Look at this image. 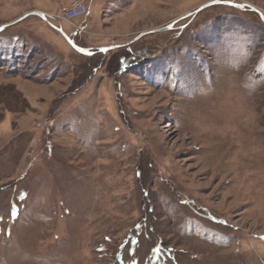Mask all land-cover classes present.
I'll list each match as a JSON object with an SVG mask.
<instances>
[{
    "label": "rangeland",
    "instance_id": "obj_1",
    "mask_svg": "<svg viewBox=\"0 0 264 264\" xmlns=\"http://www.w3.org/2000/svg\"><path fill=\"white\" fill-rule=\"evenodd\" d=\"M72 1L0 0V264H264L260 15Z\"/></svg>",
    "mask_w": 264,
    "mask_h": 264
},
{
    "label": "water",
    "instance_id": "obj_2",
    "mask_svg": "<svg viewBox=\"0 0 264 264\" xmlns=\"http://www.w3.org/2000/svg\"><path fill=\"white\" fill-rule=\"evenodd\" d=\"M215 4H225V5H230V6H234V7H236V8H242V9L250 8V9H252L253 11L257 12V13L260 15L262 21L264 22V14H263L261 11H259L256 7L250 5V4L246 3V2H241V3H239V2L232 1V0H212V1L207 2L206 4L202 5L200 8L194 10V11L192 12V14L195 15V14H197L201 9H204V8H206V7H209V6H211V5H215ZM30 14L38 15V16L42 17L45 21H49V19L47 18L46 14H45L44 12H41V11H35V12H30V13H27V14L23 15L22 17L18 18L15 22H17V21H19V20H22L23 18H25L26 16H28V15H30ZM8 25H10V24L2 25V26L0 27V30H2L3 28H5V27L8 26ZM172 28H173V24H170V25L165 26V27H162V28L154 29V30H151V31H149V32H144V33H142L141 35H144V34H147V33H150V32L153 33V32H160V31H167V30H170V29H172ZM65 37H66L67 41L71 44V46H72L76 51H78V52H80V53H82V54H91V53H93V50H92L91 48L80 47V46H78L77 44H75V43L72 41V39H71L69 36H67L66 34H65ZM139 37H141V36H139ZM139 37H138V38H139ZM130 43H132V42H128V43H125V44H122V45H117V46H115V47L117 48V47L124 46V45L130 44ZM112 48H113V46H104V47H100L99 50H101V51H107V50H110V49H112Z\"/></svg>",
    "mask_w": 264,
    "mask_h": 264
},
{
    "label": "built area",
    "instance_id": "obj_3",
    "mask_svg": "<svg viewBox=\"0 0 264 264\" xmlns=\"http://www.w3.org/2000/svg\"><path fill=\"white\" fill-rule=\"evenodd\" d=\"M64 19L72 22L78 17L88 13V6L84 0H74L64 9Z\"/></svg>",
    "mask_w": 264,
    "mask_h": 264
},
{
    "label": "trees",
    "instance_id": "obj_4",
    "mask_svg": "<svg viewBox=\"0 0 264 264\" xmlns=\"http://www.w3.org/2000/svg\"><path fill=\"white\" fill-rule=\"evenodd\" d=\"M133 235V234H132ZM134 236V235H133ZM130 237H131V235H130ZM136 237H137V235H136ZM133 238H135V236L133 237ZM158 246H160V245H158ZM158 246H157V248H158ZM156 247V246H155ZM117 253V252H116ZM124 254H122V252L121 251H119L118 252V254H117V256H119V258H121L122 256H123ZM123 258V257H122Z\"/></svg>",
    "mask_w": 264,
    "mask_h": 264
},
{
    "label": "crops",
    "instance_id": "obj_5",
    "mask_svg": "<svg viewBox=\"0 0 264 264\" xmlns=\"http://www.w3.org/2000/svg\"><path fill=\"white\" fill-rule=\"evenodd\" d=\"M86 3H88V2H86ZM93 3H88L87 5H88V12H89V10H92V8H93V5H92ZM41 12H45V11H41Z\"/></svg>",
    "mask_w": 264,
    "mask_h": 264
}]
</instances>
